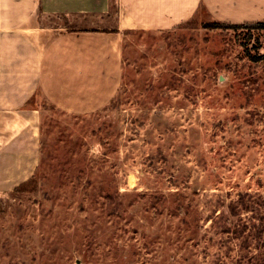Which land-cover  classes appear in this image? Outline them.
Returning a JSON list of instances; mask_svg holds the SVG:
<instances>
[{"label": "rangeland", "instance_id": "1", "mask_svg": "<svg viewBox=\"0 0 264 264\" xmlns=\"http://www.w3.org/2000/svg\"><path fill=\"white\" fill-rule=\"evenodd\" d=\"M207 23L125 33L110 107L41 100L36 188L0 203V264H264V31Z\"/></svg>", "mask_w": 264, "mask_h": 264}, {"label": "crops", "instance_id": "2", "mask_svg": "<svg viewBox=\"0 0 264 264\" xmlns=\"http://www.w3.org/2000/svg\"><path fill=\"white\" fill-rule=\"evenodd\" d=\"M200 18L264 21V0H0V203L38 173L40 102L103 108L122 84L125 33Z\"/></svg>", "mask_w": 264, "mask_h": 264}, {"label": "trees", "instance_id": "3", "mask_svg": "<svg viewBox=\"0 0 264 264\" xmlns=\"http://www.w3.org/2000/svg\"><path fill=\"white\" fill-rule=\"evenodd\" d=\"M187 23H184L182 25H180L179 27L181 26H184L186 25ZM178 27V28H179ZM204 28L206 29H233V30H245L247 32H249V35L251 34V32L253 31H264V21H260V22H256V23H246V24H229V23H222V22H212V23H207L204 25ZM251 56V55H249ZM251 58L255 61V62H258V61H262L264 60V54L263 55H260V54H257V55H254V56H251ZM120 91V90H119ZM119 94V92H118ZM117 94V95H118ZM117 95L115 98H117ZM114 99H112L109 103V107L112 106L113 102H114ZM35 179H30L29 181H27L26 183L20 185L18 188H16V190L18 189V191L21 192V190L23 191H26V192H31V191H34L35 190V186H32V187H29L28 189H25V185H34L35 184Z\"/></svg>", "mask_w": 264, "mask_h": 264}]
</instances>
